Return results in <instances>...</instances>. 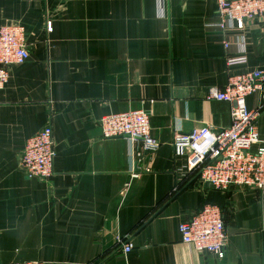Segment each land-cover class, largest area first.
Segmentation results:
<instances>
[{"label":"crops","instance_id":"0c3cea01","mask_svg":"<svg viewBox=\"0 0 264 264\" xmlns=\"http://www.w3.org/2000/svg\"><path fill=\"white\" fill-rule=\"evenodd\" d=\"M217 22V0H0V27L22 26L30 52L0 91V264H264V193L194 174L175 193V137L228 129L231 105L209 94L264 71V21ZM135 111L150 115L157 150L103 138L102 118ZM47 126L54 175L29 179L23 150ZM258 131L264 140V111ZM206 204L224 215L222 260L182 242L180 225Z\"/></svg>","mask_w":264,"mask_h":264},{"label":"built area","instance_id":"2783aa9c","mask_svg":"<svg viewBox=\"0 0 264 264\" xmlns=\"http://www.w3.org/2000/svg\"><path fill=\"white\" fill-rule=\"evenodd\" d=\"M218 22L212 27L222 32L232 28L243 30L247 24L264 21V0H217ZM30 57L25 29L18 24L0 27V91L9 82L13 67L25 64ZM247 64L246 57L228 59V65ZM261 94L259 107L251 111L247 98ZM210 100L231 105V126L215 131L212 128L179 133L174 140V159L180 164L179 185L194 174L203 184L226 192L231 187L247 188L264 193V140L260 138L258 120L264 111V71H245L231 76L222 90H213ZM103 138L129 137L142 140L145 149L155 151L158 142L151 136L150 115L144 111L106 116L100 121ZM56 159L53 130L47 126L30 138L20 159V168L29 179L47 180L54 175ZM179 231L182 242L199 253L224 259L227 234L222 210L206 204L197 214L183 222ZM126 253L131 246L118 239ZM16 264H45L29 261Z\"/></svg>","mask_w":264,"mask_h":264}]
</instances>
